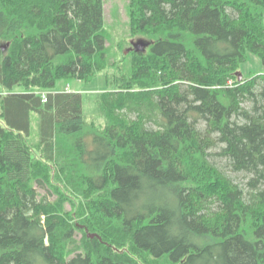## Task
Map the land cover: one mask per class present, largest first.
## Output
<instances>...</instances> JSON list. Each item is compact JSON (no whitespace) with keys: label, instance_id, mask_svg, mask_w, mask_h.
Instances as JSON below:
<instances>
[{"label":"trees","instance_id":"obj_1","mask_svg":"<svg viewBox=\"0 0 264 264\" xmlns=\"http://www.w3.org/2000/svg\"><path fill=\"white\" fill-rule=\"evenodd\" d=\"M127 12L120 36L105 0H0V264H264V73L240 72L264 0ZM100 75L102 123L57 88Z\"/></svg>","mask_w":264,"mask_h":264},{"label":"rangeland","instance_id":"obj_2","mask_svg":"<svg viewBox=\"0 0 264 264\" xmlns=\"http://www.w3.org/2000/svg\"><path fill=\"white\" fill-rule=\"evenodd\" d=\"M129 3L130 0H105V17L107 25L109 26V28H117L118 32L121 33L120 36L122 35L123 30L127 28V22L129 21V16L127 12V7L129 6ZM139 39L142 38H129V41L127 43L131 44V42H136ZM240 72L244 77L249 78L253 75L264 73V65L257 55L250 54L248 56V60L240 66ZM229 85L233 86V82L230 81ZM57 88L59 90H67V88H69L73 92H81L83 94L84 99V113L86 119L88 121H92L94 119L102 123V119L98 117L96 111V94L105 89L104 76H98V78L93 81V83H90L88 85L77 80L61 81L58 83ZM5 90L6 89L4 88V86L0 84V93L4 92ZM15 92L21 93L23 92V89L17 87L15 89ZM35 126L37 127V123H35ZM213 152L218 155H214L211 158V161L217 166H219L221 169H223L228 174V176H230L234 180L236 184H239L247 189V184L252 178V175L249 173L232 171L229 167L228 161L225 158L219 156L218 152H220V149L216 148L213 150ZM79 225L82 224L79 223ZM80 228L82 229H79V231L76 232L78 233V240L82 237L83 233L86 234L87 238L95 237V234L90 233L89 229L85 225Z\"/></svg>","mask_w":264,"mask_h":264},{"label":"water","instance_id":"obj_3","mask_svg":"<svg viewBox=\"0 0 264 264\" xmlns=\"http://www.w3.org/2000/svg\"><path fill=\"white\" fill-rule=\"evenodd\" d=\"M131 48H129L125 54H129L131 51H135L138 53H142L145 52L146 49L149 47V44L146 43L144 40H138L136 42H131ZM5 48H3L4 50ZM240 80L242 79V75H239Z\"/></svg>","mask_w":264,"mask_h":264},{"label":"built area","instance_id":"obj_4","mask_svg":"<svg viewBox=\"0 0 264 264\" xmlns=\"http://www.w3.org/2000/svg\"><path fill=\"white\" fill-rule=\"evenodd\" d=\"M43 101L47 102V94L46 93L43 94Z\"/></svg>","mask_w":264,"mask_h":264},{"label":"crops","instance_id":"obj_5","mask_svg":"<svg viewBox=\"0 0 264 264\" xmlns=\"http://www.w3.org/2000/svg\"><path fill=\"white\" fill-rule=\"evenodd\" d=\"M2 93H4V92H2Z\"/></svg>","mask_w":264,"mask_h":264},{"label":"flooded vegetation","instance_id":"obj_6","mask_svg":"<svg viewBox=\"0 0 264 264\" xmlns=\"http://www.w3.org/2000/svg\"><path fill=\"white\" fill-rule=\"evenodd\" d=\"M149 49V48H148Z\"/></svg>","mask_w":264,"mask_h":264}]
</instances>
